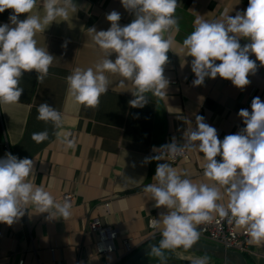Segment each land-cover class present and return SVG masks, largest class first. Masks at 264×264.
I'll list each match as a JSON object with an SVG mask.
<instances>
[{
  "label": "crops",
  "instance_id": "0c3cea01",
  "mask_svg": "<svg viewBox=\"0 0 264 264\" xmlns=\"http://www.w3.org/2000/svg\"><path fill=\"white\" fill-rule=\"evenodd\" d=\"M76 12L69 10L67 21L57 17L44 32H37V46L45 48L54 59L42 83L36 80L35 70L25 72L19 86L24 89L16 103H0V158L11 152L19 158L34 161V173L29 177L36 186H43L57 202H63L65 192L74 194L71 216L68 219H45L47 213L37 214L34 206L11 226L0 223V264H120L136 252L150 233L148 220L166 208L154 207L155 201L143 191L153 179L157 163H168L182 178L186 175L194 183H214L203 175L202 153L189 151L190 159L171 163L167 159L144 164V158L157 154L159 147L175 136L183 143L182 133L195 126V115L205 117V122L215 127L218 138L236 133L244 127L237 115L241 108L251 111V100L259 96L264 101V66L250 75L251 83L241 90L230 80L219 77L205 78L202 86H193L196 78L191 71L193 57L183 46V40L194 30L197 17L208 21L224 19V13L234 16L246 10L248 0H177L175 17L179 30L170 29L163 35L173 40L168 51L169 63L165 76L169 85L164 95L146 93L148 104L143 108L128 105L135 97V86L130 81L121 85L119 74L105 72L110 81L109 90L99 98L95 108L74 102L68 94L66 77L76 69L95 70L98 61L105 58L89 33L95 26L99 30L110 27L106 14L112 10L121 13V26L129 24L134 16L125 10L120 0H73ZM12 9L0 13V23H7ZM32 14L44 15L43 0H37ZM27 14H19L21 20ZM67 41V47L62 44ZM248 42L240 39L241 45ZM116 54L110 57L115 59ZM255 60V54H250ZM220 63V61H217ZM183 65V66H182ZM47 102L61 113L62 127L55 128L51 121L37 119V108ZM48 132V139L37 143L32 134ZM71 133L75 147L68 148L57 137ZM8 144V148L6 146ZM156 147V152L153 147ZM221 160V157H217ZM133 165H135L133 167ZM227 204L228 198L221 187ZM110 201V206L104 202ZM216 215V214H214ZM96 217L104 226L117 231L110 241L114 248L100 252L97 232L91 230L89 220ZM133 237L135 250L126 254L123 238ZM206 243L216 245L206 238ZM51 248H55L54 252ZM243 253L249 264H264V246L250 245ZM175 258L167 264H190L191 259L207 256L208 264H242L235 256L221 251L202 249L196 245L174 251ZM183 257V259L181 258ZM145 264H161L147 261Z\"/></svg>",
  "mask_w": 264,
  "mask_h": 264
},
{
  "label": "clouds",
  "instance_id": "9594fccd",
  "mask_svg": "<svg viewBox=\"0 0 264 264\" xmlns=\"http://www.w3.org/2000/svg\"><path fill=\"white\" fill-rule=\"evenodd\" d=\"M120 2L134 19L121 26V13L112 10L106 14L111 22L107 30L90 27L89 33L104 50L105 58L96 63L95 70L76 68L66 77L69 96L87 108L97 107L100 96L109 90L110 81L105 72L119 74L123 78L121 85L132 82L135 91H130L135 98L128 105L133 108H143L149 103L145 95L148 92L164 95L169 85L164 73L173 40L163 34L174 27L179 30L175 17L177 0ZM36 5L37 0H0V13L13 10L8 22L0 23V103L20 100L24 89L19 83L25 72L35 70L37 82H43L54 56L38 47L34 37L57 21V17L67 21L69 10L77 11L73 0H43L41 17L32 14ZM19 14L27 16L21 20ZM241 38L248 42L241 45ZM67 43L62 47L66 48ZM183 46L188 50L187 55L194 58L190 62L196 77L193 86H202L206 77L215 79L219 75L244 90L251 83L249 76L264 66V0H248L246 10H238L234 16L225 11L222 20L197 17L194 30L183 40ZM113 53L114 60L110 58ZM250 54H255L256 59H250ZM250 107L251 111L241 108L237 113L245 126L222 140L204 116L195 115V126L183 131L182 144L173 136L159 147L171 159L183 156L186 151L202 153L203 175L214 182L194 183L186 175L182 178L170 164L157 163L153 175L157 183L146 185L143 191L155 201L154 207L167 209L150 221V226L162 236L158 245L151 247L161 264H167L163 250L190 249L200 237L197 226L211 222L214 214L243 228L250 245L264 246V101L255 96ZM37 111V119L51 121L57 129L62 127L61 113L47 102L41 103ZM70 136L71 133H64L61 138L57 133L62 144L74 148ZM32 139L43 142L48 139V132L33 133ZM156 149L154 146L155 152ZM218 156L221 160H217ZM161 159L156 154L145 157L143 163ZM33 173V159L19 158L11 152L0 158V223L11 226L28 213L29 205L36 208L37 214L47 213L48 221L71 216V201L65 198L57 202L43 186L29 180ZM221 187L228 198L226 205L219 202L224 199ZM208 260L204 256L191 259L190 264H208Z\"/></svg>",
  "mask_w": 264,
  "mask_h": 264
},
{
  "label": "built area",
  "instance_id": "2783aa9c",
  "mask_svg": "<svg viewBox=\"0 0 264 264\" xmlns=\"http://www.w3.org/2000/svg\"><path fill=\"white\" fill-rule=\"evenodd\" d=\"M8 148V144H6ZM1 147V144H0ZM157 155H160L162 159H167L171 163H178L182 160L190 159V152L186 151L185 154L176 159H171L166 151L159 149ZM68 198L71 202L74 200V194L70 192H65L61 195L62 201ZM105 206H110V201L104 202ZM158 218V216H151L148 220V226L150 228V233L145 241H152L157 238H161L159 230L153 229L150 226V221ZM89 226L92 231L97 232L98 240L96 241L97 248L100 252H107L113 250L114 245L110 242L111 239L117 236V231L109 226H104L101 224L100 220L96 217H93L89 220ZM197 230L200 232V237L206 238L212 241L214 244L223 246L225 248L239 251L241 253L250 252V244L247 243L249 237L245 235L243 228H238L234 223H229L226 218L221 219L218 215H214V218L211 222H207L197 226ZM133 237L123 238V244L125 247L126 254L132 253L136 247H134ZM55 248H51V251L54 252ZM18 264H25V260L21 259Z\"/></svg>",
  "mask_w": 264,
  "mask_h": 264
},
{
  "label": "water",
  "instance_id": "95a60500",
  "mask_svg": "<svg viewBox=\"0 0 264 264\" xmlns=\"http://www.w3.org/2000/svg\"><path fill=\"white\" fill-rule=\"evenodd\" d=\"M161 239H162V237L157 238V239L152 240V241L148 242L147 244L141 246L136 252L131 254L122 264H134V263H136L143 255H145L147 252H149L151 250V247L153 245H158V243ZM194 245H196L202 249H206V250L221 251V252L225 253L226 255L235 256L236 258H238L240 260V262L242 264H249L247 259H246V256L239 251L231 250V249L225 248L223 246H219V245H212V244L206 243L202 240H198Z\"/></svg>",
  "mask_w": 264,
  "mask_h": 264
},
{
  "label": "trees",
  "instance_id": "16d2710c",
  "mask_svg": "<svg viewBox=\"0 0 264 264\" xmlns=\"http://www.w3.org/2000/svg\"><path fill=\"white\" fill-rule=\"evenodd\" d=\"M182 248V247H181ZM193 248V246L191 247ZM176 249H179V248H176ZM176 249H165L163 250L164 251V255L166 257V260H173L175 258V254H174V251ZM128 258V257H127ZM126 257L121 261L120 264H122L126 259ZM147 261H152V262H160L161 260L154 256L151 252V250L149 252H147L145 255H143L136 263L134 264H145Z\"/></svg>",
  "mask_w": 264,
  "mask_h": 264
},
{
  "label": "rangeland",
  "instance_id": "374dc122",
  "mask_svg": "<svg viewBox=\"0 0 264 264\" xmlns=\"http://www.w3.org/2000/svg\"><path fill=\"white\" fill-rule=\"evenodd\" d=\"M209 241V240H208Z\"/></svg>",
  "mask_w": 264,
  "mask_h": 264
}]
</instances>
